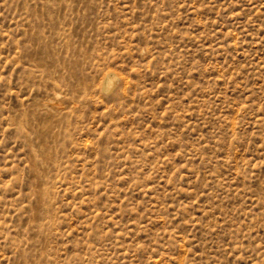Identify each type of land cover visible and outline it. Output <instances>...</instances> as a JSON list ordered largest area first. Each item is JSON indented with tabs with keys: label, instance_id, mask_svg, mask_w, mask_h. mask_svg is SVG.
I'll use <instances>...</instances> for the list:
<instances>
[{
	"label": "rangeland",
	"instance_id": "374dc122",
	"mask_svg": "<svg viewBox=\"0 0 264 264\" xmlns=\"http://www.w3.org/2000/svg\"><path fill=\"white\" fill-rule=\"evenodd\" d=\"M0 264H264V0H0Z\"/></svg>",
	"mask_w": 264,
	"mask_h": 264
},
{
	"label": "bare ground",
	"instance_id": "6f19581e",
	"mask_svg": "<svg viewBox=\"0 0 264 264\" xmlns=\"http://www.w3.org/2000/svg\"><path fill=\"white\" fill-rule=\"evenodd\" d=\"M107 79H108V84H109V83H111L113 77H111V76L109 75V76L107 77Z\"/></svg>",
	"mask_w": 264,
	"mask_h": 264
}]
</instances>
